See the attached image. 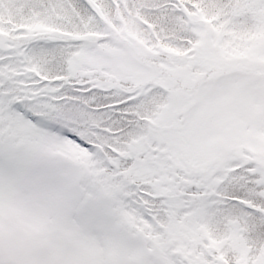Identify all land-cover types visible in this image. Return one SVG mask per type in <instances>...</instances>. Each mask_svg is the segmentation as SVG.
<instances>
[{"label": "snow or ice", "instance_id": "obj_1", "mask_svg": "<svg viewBox=\"0 0 264 264\" xmlns=\"http://www.w3.org/2000/svg\"><path fill=\"white\" fill-rule=\"evenodd\" d=\"M0 264H264V0H0Z\"/></svg>", "mask_w": 264, "mask_h": 264}]
</instances>
